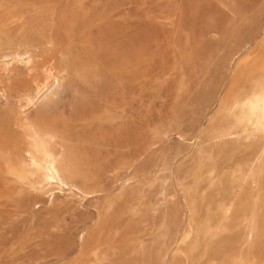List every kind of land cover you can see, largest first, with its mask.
Wrapping results in <instances>:
<instances>
[{
    "label": "rangeland",
    "instance_id": "rangeland-1",
    "mask_svg": "<svg viewBox=\"0 0 264 264\" xmlns=\"http://www.w3.org/2000/svg\"><path fill=\"white\" fill-rule=\"evenodd\" d=\"M24 53L62 78L26 106L33 75L0 63V264H264V190L226 220L252 149L219 136L264 64V0H0V58Z\"/></svg>",
    "mask_w": 264,
    "mask_h": 264
},
{
    "label": "bare ground",
    "instance_id": "bare-ground-1",
    "mask_svg": "<svg viewBox=\"0 0 264 264\" xmlns=\"http://www.w3.org/2000/svg\"><path fill=\"white\" fill-rule=\"evenodd\" d=\"M14 61H21L28 73L33 75L34 87L23 94L26 106H35L54 89V86L59 85L62 77L55 74L52 67L45 69L43 78H39L41 72L29 53L8 54L0 58L4 70ZM261 63L256 62L250 74L241 81L238 98L230 108V119L224 124V129H221L219 135L221 143L224 144V151L230 157L252 149L251 155L240 158L242 162L235 167L227 182L226 189L230 191L226 205L227 221L239 207L243 206L245 208L243 211H246L247 205L241 202V196L247 187L258 195L264 190V64ZM48 143L51 144L49 141ZM28 153L32 168L39 170L44 166L48 171L44 181L50 187L48 189L50 196L56 192L52 188L53 184L67 185L60 174L58 155L39 137L31 144ZM253 218L254 214L251 213L252 225Z\"/></svg>",
    "mask_w": 264,
    "mask_h": 264
}]
</instances>
